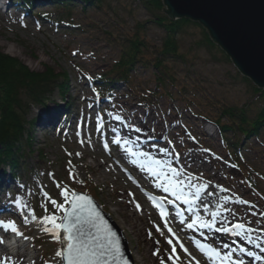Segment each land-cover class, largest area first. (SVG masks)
<instances>
[{"label":"rangeland","instance_id":"rangeland-1","mask_svg":"<svg viewBox=\"0 0 264 264\" xmlns=\"http://www.w3.org/2000/svg\"><path fill=\"white\" fill-rule=\"evenodd\" d=\"M2 1L5 5L0 8V51L32 72L42 73L49 68L55 76H61V81L67 75L63 91L53 88L44 103L30 107L28 120L35 122L33 127H27L18 145L19 168L0 167V203L6 206H0V226L16 227L35 245L34 264H63L57 255L58 228L44 218L54 215L56 222H61L64 211L53 207L50 199L65 205L67 200L61 193L67 190L70 196V189L93 197L114 222L132 220H126L125 236L139 264H191L164 231L158 211L150 209L154 204L147 197L151 194L170 202L169 198L175 197L171 195L175 186L183 187L187 193L184 199L191 203L203 201V218L208 219L200 222L207 224L208 220L214 225L203 227L206 232L200 231L196 237L198 246L196 242H186L201 264H242L249 261L241 258L242 248L253 256L263 251L258 257L264 258V184H259V193L252 190L248 174L231 165V152L218 127L196 114L198 106L201 112L213 116L220 108H241L253 105L256 99L245 77L232 61L224 58L219 47L212 50L206 45L198 46L203 40V28L189 27L181 35V52L186 62H179L175 70L188 89L187 100H170L166 96L142 99L145 94L149 96V91H157V84L152 69L137 68L132 77L138 91L130 93L123 83L112 85V102L101 106L94 96L93 90L97 88L88 79L106 72L117 59L119 50L111 44L110 37L92 28L68 32L69 28L48 22L46 17L50 15L59 20L60 10L45 0H38L32 10L23 0L19 5L14 4L15 0H1L0 5ZM163 8L166 9L164 4ZM74 9L75 23L92 17L117 36L121 35L114 27L121 21L118 16L126 22V32L152 18L135 0H107L102 9L90 8L86 14L81 5ZM113 9L120 14L114 15ZM146 27L149 42L162 43L166 37L164 30L155 22ZM22 98L25 100L23 95ZM101 120L108 124L98 132ZM108 125L122 134L117 150L112 149L109 154L98 143L99 135L109 132ZM229 137L241 151V165L264 174V138L239 141L232 134ZM154 139L163 142L155 143ZM93 164L102 165L101 172ZM10 173H17L15 180ZM99 173L106 177L105 181ZM164 187L169 192H164ZM197 188L200 194L193 199ZM134 202L143 210L135 209ZM19 203L24 204L21 210ZM12 207L18 213L9 212ZM26 207L31 212L29 221L24 220ZM4 211L9 217L2 219ZM135 223L139 233L129 228ZM237 223L244 224L245 229H235L231 234L211 232L225 225L234 228ZM186 232L184 237L188 240ZM226 239L229 241L224 242ZM226 256L229 258L225 259Z\"/></svg>","mask_w":264,"mask_h":264},{"label":"trees","instance_id":"trees-1","mask_svg":"<svg viewBox=\"0 0 264 264\" xmlns=\"http://www.w3.org/2000/svg\"><path fill=\"white\" fill-rule=\"evenodd\" d=\"M23 1L29 9H32L38 0ZM45 1L49 2L58 11L60 10V18L56 20L58 25L75 27L76 30H79L78 28L80 27L83 29H98L110 37L109 41L112 45L118 47L119 55L114 64L106 72L99 75L100 78L95 79V85L99 87V93L105 91L104 95H107L110 92V86L118 83L125 84L130 93H136L138 90L134 86L132 76L137 72V68H141L144 70L152 69L155 72L154 80L157 84V91H149V96L145 94L142 99L166 96L170 100L174 97L187 100L188 89L185 85L183 86L175 70L177 64L186 62V57L181 52V35L189 27L203 28L202 26L187 19L172 21L163 14L162 0H135L143 6L144 10L152 14V18L149 22L137 23L130 32H126V22L118 16L121 21H118L114 27L121 35L117 36L112 31H106L108 27H104L106 26L104 24L100 26L99 23L93 21L92 17L88 18L89 21H86L87 17H84V22L80 23H75L73 18L76 6L79 7L81 5L82 11L86 14L90 8L91 11H99L104 7L107 0ZM18 3H22V0H18ZM112 12L116 16L120 14L114 9ZM52 18L47 17V20L52 21ZM151 22H155L166 34L160 44L150 43L147 39L148 31L146 26L151 24ZM203 45L210 47L212 50L219 47L211 40L205 29L203 30V40L198 46ZM115 49L117 50V48ZM223 55L228 62L231 61L225 52H223ZM60 78V75L55 76L54 71L49 68H46L42 73L32 72L18 60L6 56L0 51V167L19 168L17 159L18 145L21 143L27 127H33L35 122L31 123L28 120L30 107L44 103L53 88L58 87L63 91V84H65L63 82L67 81V75L62 81ZM245 80L256 99L253 105L248 104L241 108L223 107L220 110L218 109V113H214L215 115L213 116L211 115L212 113L201 112L200 110L202 109L198 106V113L196 114L198 117L204 118L218 127L223 142L231 152L233 165L248 174L249 178L247 181L254 192L259 193V184H264V174L258 169L252 168L250 170L248 167L246 169L241 165V151L237 149L236 144L229 137V134H232L239 141L242 138L245 140L253 137L264 138V91L256 87L251 80L247 78ZM22 95L25 100H23ZM206 99L208 100V97ZM189 102L192 103L191 100ZM235 148L236 151H233Z\"/></svg>","mask_w":264,"mask_h":264},{"label":"water","instance_id":"water-1","mask_svg":"<svg viewBox=\"0 0 264 264\" xmlns=\"http://www.w3.org/2000/svg\"><path fill=\"white\" fill-rule=\"evenodd\" d=\"M162 1L166 7L163 8L164 14L169 19H187L202 26L241 75L264 91V0ZM73 206L82 208L85 216L95 218L98 213L101 218L98 224L102 228L100 235L115 236L119 253L115 261L110 259V264H135L124 233L92 197L77 193L67 212L71 213ZM84 231L86 235L97 233L91 225H85ZM60 242L63 253L69 242L63 228H60ZM63 263L66 264L64 260Z\"/></svg>","mask_w":264,"mask_h":264},{"label":"snow or ice","instance_id":"snow-or-ice-1","mask_svg":"<svg viewBox=\"0 0 264 264\" xmlns=\"http://www.w3.org/2000/svg\"><path fill=\"white\" fill-rule=\"evenodd\" d=\"M139 131V129H137ZM167 175V174H165ZM165 183H170L169 181H165ZM179 185V182H177ZM191 188L192 185H189ZM164 192H169L168 187L163 188ZM200 190L199 188L196 189V192L193 195V199L199 196ZM47 195V194H45ZM75 195V194H73ZM171 195L175 196L177 200L183 199L185 204H189L192 201L188 199H184L187 193L184 191L183 187L175 186L174 189L171 191ZM61 196L67 200L68 192L65 190L61 193ZM50 199V198H49ZM81 199H86L82 198ZM50 203L55 207L57 210H62L65 212V217L60 223L56 222V217L53 215L51 218L45 217V222L49 224H55L56 228H63V231L68 236V244L65 252L57 253L58 256L66 262V264H110L111 261H115L117 254L119 253V247L116 243V238L114 235L109 237L108 235H104L103 237L100 235L102 231L101 225L98 224L100 221L99 214L97 213L95 218L92 216H85L83 215V209L77 208L73 206V211L71 213L67 212V209L64 205L58 203L56 200H51ZM85 225H91L93 228L97 229V233L95 235L88 233L86 235L84 231ZM201 227H208L212 228L214 225L212 223H202ZM189 228L193 227V224H188ZM236 230L243 231L245 229V225L242 223H237L234 225ZM233 229L228 227L217 228V231H224V232H231ZM110 232V229L108 230ZM171 232V229H169ZM171 244L172 241L169 240ZM259 246V245H258ZM241 251H244L241 249ZM252 255V253H248ZM229 257H225L228 259Z\"/></svg>","mask_w":264,"mask_h":264},{"label":"bare ground","instance_id":"bare-ground-1","mask_svg":"<svg viewBox=\"0 0 264 264\" xmlns=\"http://www.w3.org/2000/svg\"><path fill=\"white\" fill-rule=\"evenodd\" d=\"M128 159H130V158H128ZM127 161H129V160H127ZM126 163H128V165H131L129 162H126ZM86 166L87 165H84V168H86ZM89 167H92V165L90 166L89 165ZM93 167L97 170V171H99V172H101V167H102V165H99V164H96V165H94L93 164ZM106 173H107V171H105ZM99 175H100V179L101 180H103V181H105L106 180V177L102 174V173H99ZM201 203H204L203 201L201 202ZM200 205H202V204H200ZM26 217H24V220L25 221H29V216H31V212L29 211L30 209H29V207H26ZM113 214V213H112ZM125 221H124V223L123 222H120V221H117L116 219H115V222H116V224L118 225V227L124 232V234L126 235V226H127V221L128 222H131L132 220L131 219H124ZM127 220V221H126ZM33 222V219L31 220V223ZM126 223V224H125ZM39 227H41V226H39ZM132 231H137V233H139L140 232V230H139V226L135 223V224H131L130 225V227H129ZM184 250H185V252H186V255L188 256V258H187V260L191 263V264H196V261H195V259H194V255H193V253L189 250V249H185L184 248ZM27 252H28V250H26ZM26 253V252H25ZM133 256H134V259H135V262H136V264H139L140 263V260H138L137 259V257L133 254ZM26 257H27V255L26 254H23V255H19V257H17L16 259H15V261L14 260H9V261H11V262H8V260H7V257L5 256V254H1V256H0V264H6V262H8V263H11V264H25V260H26ZM30 257H31V259H30V263L31 264H33L34 263V258H35V256H34V254H31L30 255Z\"/></svg>","mask_w":264,"mask_h":264}]
</instances>
